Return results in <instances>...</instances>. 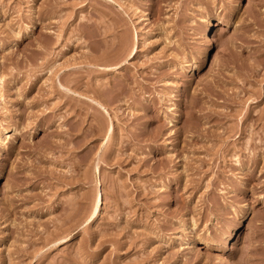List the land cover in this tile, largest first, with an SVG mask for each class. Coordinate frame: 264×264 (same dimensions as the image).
Listing matches in <instances>:
<instances>
[{"label": "rangeland", "instance_id": "obj_1", "mask_svg": "<svg viewBox=\"0 0 264 264\" xmlns=\"http://www.w3.org/2000/svg\"><path fill=\"white\" fill-rule=\"evenodd\" d=\"M0 264H264V0H0Z\"/></svg>", "mask_w": 264, "mask_h": 264}, {"label": "bare ground", "instance_id": "obj_2", "mask_svg": "<svg viewBox=\"0 0 264 264\" xmlns=\"http://www.w3.org/2000/svg\"><path fill=\"white\" fill-rule=\"evenodd\" d=\"M98 200V195H97V193L95 192L94 193V195H93V198H92V206H93V204H94V202H96ZM96 204V203H95Z\"/></svg>", "mask_w": 264, "mask_h": 264}]
</instances>
